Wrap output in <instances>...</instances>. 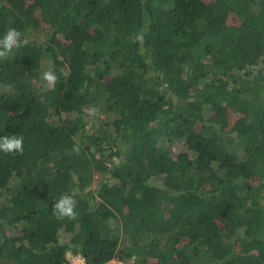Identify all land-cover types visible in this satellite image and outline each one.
Listing matches in <instances>:
<instances>
[{
	"label": "trees",
	"instance_id": "obj_1",
	"mask_svg": "<svg viewBox=\"0 0 264 264\" xmlns=\"http://www.w3.org/2000/svg\"><path fill=\"white\" fill-rule=\"evenodd\" d=\"M8 28L0 264H264V0H0Z\"/></svg>",
	"mask_w": 264,
	"mask_h": 264
},
{
	"label": "clouds",
	"instance_id": "obj_2",
	"mask_svg": "<svg viewBox=\"0 0 264 264\" xmlns=\"http://www.w3.org/2000/svg\"><path fill=\"white\" fill-rule=\"evenodd\" d=\"M136 39L143 42V33L137 35ZM22 43L26 41L21 40V32L16 28H8L2 37H0V58H5L14 48H19ZM42 79L46 82L49 90H54L58 77L55 72L50 68L43 72ZM98 112L96 108H89L88 114L95 115ZM24 151V137L20 134H11L0 136V153L22 154ZM74 151L79 152L78 148ZM77 202L71 195H61L53 206V214L58 219H75L78 215L76 212ZM73 264H86V259L82 253L73 258Z\"/></svg>",
	"mask_w": 264,
	"mask_h": 264
},
{
	"label": "rangeland",
	"instance_id": "obj_3",
	"mask_svg": "<svg viewBox=\"0 0 264 264\" xmlns=\"http://www.w3.org/2000/svg\"><path fill=\"white\" fill-rule=\"evenodd\" d=\"M42 37L43 36H42L41 28L31 29L29 32V36H28L29 39H34V40H40ZM181 145H182V142L177 141L174 143L173 147L176 149L177 147H181ZM78 256H79V254L67 253V257H68L70 264H73V258L78 257ZM102 264H123V262L120 259L114 258V259H111L110 261H107V262L102 263Z\"/></svg>",
	"mask_w": 264,
	"mask_h": 264
}]
</instances>
